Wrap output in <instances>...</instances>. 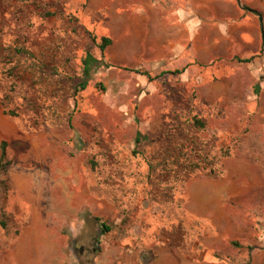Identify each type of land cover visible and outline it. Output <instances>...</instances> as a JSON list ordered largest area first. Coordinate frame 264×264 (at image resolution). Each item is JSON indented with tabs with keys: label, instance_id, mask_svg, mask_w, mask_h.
Instances as JSON below:
<instances>
[{
	"label": "rangeland",
	"instance_id": "obj_1",
	"mask_svg": "<svg viewBox=\"0 0 264 264\" xmlns=\"http://www.w3.org/2000/svg\"><path fill=\"white\" fill-rule=\"evenodd\" d=\"M137 6L0 0V264H264L253 74L214 64L186 87L163 68L144 104L135 75L101 63L79 88L83 51L105 57L88 32L100 42L114 10Z\"/></svg>",
	"mask_w": 264,
	"mask_h": 264
},
{
	"label": "crops",
	"instance_id": "obj_2",
	"mask_svg": "<svg viewBox=\"0 0 264 264\" xmlns=\"http://www.w3.org/2000/svg\"><path fill=\"white\" fill-rule=\"evenodd\" d=\"M136 3L137 7L130 8L133 12L124 8L125 11L114 10L109 16L107 32H100V38L110 39L103 48L105 57L97 59L90 55L99 64L122 67L135 75L139 102L146 104L163 95L152 83L163 68L172 69L176 82L187 87L194 82H209L212 80L209 68L229 62L245 67L259 81L257 86L264 89V0H136ZM88 34L90 38L94 36ZM93 42L96 46L99 43L96 38ZM83 52L82 58L89 51ZM242 59L248 61H238ZM99 64L94 66L89 79ZM128 78L134 79L131 75ZM146 121L145 127L140 125L134 130L132 147L147 142L145 133L151 126L150 120ZM137 132L139 142L135 144ZM192 198L197 204L206 201L196 194ZM148 233H152L151 228Z\"/></svg>",
	"mask_w": 264,
	"mask_h": 264
},
{
	"label": "trees",
	"instance_id": "obj_3",
	"mask_svg": "<svg viewBox=\"0 0 264 264\" xmlns=\"http://www.w3.org/2000/svg\"><path fill=\"white\" fill-rule=\"evenodd\" d=\"M94 36H91V39L94 41ZM110 43V39L107 38V37H101L100 38V42L97 44V47L100 49V50H103V48L108 44ZM20 51H23L27 54H30L29 51H26V50H20ZM238 61H248V59H242V60H238ZM81 63H82V73H81V78L79 80V88H84L86 83H87V80L89 79L90 77V74L92 73V70L94 68L95 65H98L100 62L99 60H97L96 58L92 57L90 55L89 52H86L84 57L82 58L81 60ZM254 92H258V86L256 85L255 88H254ZM194 122L197 126H203V123L201 121H199L198 119H194ZM134 142L135 144L139 142V134L138 132L136 133L135 135V138H134ZM4 156H5V142L2 141L0 142V163L1 161L4 159ZM1 225H3V223L1 222L0 223ZM102 225V229L99 228V232L98 234L104 232V231H107L108 230V227L105 225V224H101ZM234 244H236V242H233Z\"/></svg>",
	"mask_w": 264,
	"mask_h": 264
}]
</instances>
